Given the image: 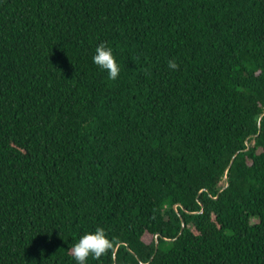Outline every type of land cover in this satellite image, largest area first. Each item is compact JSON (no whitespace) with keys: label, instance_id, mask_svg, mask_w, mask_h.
<instances>
[{"label":"trees","instance_id":"16d2710c","mask_svg":"<svg viewBox=\"0 0 264 264\" xmlns=\"http://www.w3.org/2000/svg\"><path fill=\"white\" fill-rule=\"evenodd\" d=\"M96 227L87 264H264V0H0V264Z\"/></svg>","mask_w":264,"mask_h":264},{"label":"clouds","instance_id":"9594fccd","mask_svg":"<svg viewBox=\"0 0 264 264\" xmlns=\"http://www.w3.org/2000/svg\"><path fill=\"white\" fill-rule=\"evenodd\" d=\"M92 62L100 70L107 73L108 79L115 81L118 78L120 66L110 46L104 43L97 45L92 56ZM168 67L175 70L178 68V64L174 60H169ZM110 248L111 241L104 228L96 227L92 231H86L73 243L71 248L72 259L75 264H87L90 256L98 259Z\"/></svg>","mask_w":264,"mask_h":264},{"label":"water","instance_id":"95a60500","mask_svg":"<svg viewBox=\"0 0 264 264\" xmlns=\"http://www.w3.org/2000/svg\"><path fill=\"white\" fill-rule=\"evenodd\" d=\"M247 144H248V150H249V148H250V143L248 142ZM228 185H229V184H228ZM203 212H204V209H202L201 213H203ZM184 229H185V222H184V220H183V226H182V230H181L180 236H181V234L183 233V230H184ZM158 249H159V240H157V242H156V252L158 251ZM154 257H155V256H154ZM154 257L151 259V262L153 261Z\"/></svg>","mask_w":264,"mask_h":264}]
</instances>
